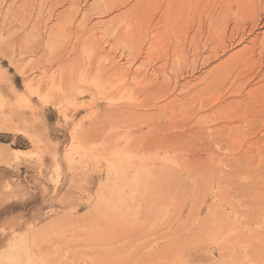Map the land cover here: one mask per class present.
<instances>
[{"label":"rangeland","instance_id":"1","mask_svg":"<svg viewBox=\"0 0 264 264\" xmlns=\"http://www.w3.org/2000/svg\"><path fill=\"white\" fill-rule=\"evenodd\" d=\"M206 3L0 0V264H264V15L208 60Z\"/></svg>","mask_w":264,"mask_h":264},{"label":"bare ground","instance_id":"2","mask_svg":"<svg viewBox=\"0 0 264 264\" xmlns=\"http://www.w3.org/2000/svg\"><path fill=\"white\" fill-rule=\"evenodd\" d=\"M204 7L205 8L211 7V14L215 17H218L217 19L221 20V21H222L223 17H226L228 14H231V16L228 19L227 25L225 27V29H226L225 36H223V34L220 33V31L214 30V34H217V37L211 39V42L212 43L214 42L216 44V47L214 49H212L211 56L208 58V60H214L215 58H217L220 55V52H225L228 48L227 47L228 44L234 45V44L238 43V44L242 45L247 40L248 35H247V32L245 29H242L241 31H236L235 29H233L231 32V30H230L231 25L230 24H232L234 19H235V25H239L240 23H242L244 21L243 22L245 25L244 27H247L248 20L250 18H252L251 21L254 23L253 24L254 28H256L258 26V24L260 23L261 16L264 15V0H207V3L205 4ZM235 7L237 10H236V12L232 13ZM218 36H220V37H218ZM238 44H236V45H238ZM259 64H262V65L264 64V38H263V41L261 42V45H260L258 50H255V49L246 50L243 53L239 54L237 59L231 58L228 61H226L219 68L221 71L219 70L218 74L216 75V81H220V79H222V81H224V82L221 81L222 83H220V84L218 83L221 86L220 88L223 90L225 88V83L228 82V80L226 81L225 78L228 76L232 77L234 74L236 75V73H240L245 68H248L249 70H251L252 74H249V75L244 74L243 76L241 75L243 77L242 80H248L252 76H256V78H258L260 73L257 70H255V68ZM262 71L263 70H261V72ZM227 79H229V78H227ZM237 82H238L237 85L232 83V86L230 87V89L227 86L228 89H226L225 92H227V90H228L230 93L233 92L232 93V94H234L233 96H235V94H237L240 97H244L246 95V96L255 97V98L259 97V95L261 94V87H258V88L252 87L251 89H248L247 85L243 86L241 82H239V81H237ZM253 109H254L253 107H249L248 109H244L243 113L239 112L237 115L238 119L241 120V119L252 118L253 113H255V111ZM258 114L261 116V126L264 127V110H260L258 112ZM216 115H217V113H216ZM229 120H230V118H229ZM226 125H228V124H226ZM256 127H258V125ZM236 128H237V126H236ZM228 130H229V128H228ZM232 130H234V129H232ZM254 135H255V133H254ZM257 136L264 137V134L258 133ZM258 139H260V137L255 138V140H258ZM229 140H230V137H229ZM252 141L254 142V139ZM247 152H246V154H247Z\"/></svg>","mask_w":264,"mask_h":264}]
</instances>
